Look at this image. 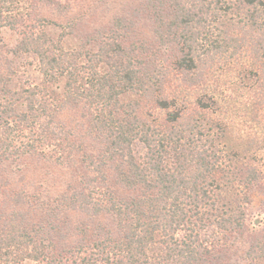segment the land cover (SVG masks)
<instances>
[{
    "label": "trees",
    "instance_id": "obj_1",
    "mask_svg": "<svg viewBox=\"0 0 264 264\" xmlns=\"http://www.w3.org/2000/svg\"><path fill=\"white\" fill-rule=\"evenodd\" d=\"M3 32L0 264H264V138L204 93L247 58L264 122V0H0Z\"/></svg>",
    "mask_w": 264,
    "mask_h": 264
},
{
    "label": "rangeland",
    "instance_id": "obj_2",
    "mask_svg": "<svg viewBox=\"0 0 264 264\" xmlns=\"http://www.w3.org/2000/svg\"><path fill=\"white\" fill-rule=\"evenodd\" d=\"M110 17V13L103 14L99 10L94 16L96 21L94 23L90 21V25L107 23ZM0 37L6 44L13 41L10 33L3 32ZM248 66L247 58L227 59L214 64L208 71L207 88L204 92L209 97L215 98L212 118L218 120L222 126H226L229 142L236 148H240L252 137L258 140L264 138L263 119H256L255 114L260 83L249 78ZM263 159L264 156L261 157V160ZM250 198L248 211L252 220L256 221L260 218L257 214L264 204V196L260 189L255 188L251 191Z\"/></svg>",
    "mask_w": 264,
    "mask_h": 264
}]
</instances>
